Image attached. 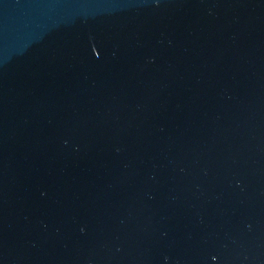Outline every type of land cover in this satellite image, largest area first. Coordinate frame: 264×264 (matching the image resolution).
Wrapping results in <instances>:
<instances>
[{
	"label": "water",
	"instance_id": "water-1",
	"mask_svg": "<svg viewBox=\"0 0 264 264\" xmlns=\"http://www.w3.org/2000/svg\"><path fill=\"white\" fill-rule=\"evenodd\" d=\"M0 264H264V0H0Z\"/></svg>",
	"mask_w": 264,
	"mask_h": 264
}]
</instances>
